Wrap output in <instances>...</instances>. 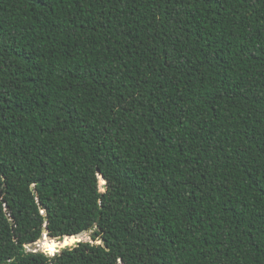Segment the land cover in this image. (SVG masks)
Listing matches in <instances>:
<instances>
[{"label": "trees", "instance_id": "trees-1", "mask_svg": "<svg viewBox=\"0 0 264 264\" xmlns=\"http://www.w3.org/2000/svg\"><path fill=\"white\" fill-rule=\"evenodd\" d=\"M0 264H264V0H0Z\"/></svg>", "mask_w": 264, "mask_h": 264}, {"label": "rangeland", "instance_id": "rangeland-1", "mask_svg": "<svg viewBox=\"0 0 264 264\" xmlns=\"http://www.w3.org/2000/svg\"><path fill=\"white\" fill-rule=\"evenodd\" d=\"M100 178H101V177H100ZM101 184H102V183H100V187H101V190H103ZM44 236H46V235L43 234L42 238H44ZM42 238L39 239L38 241L32 243V244H28V245H26L27 250H28V251H42V252H45V253L48 254V255H52V254H50V253H52V252H47V251H45V245H44V243H45V242H48V241H50V240H55V241H58V242H59V241H61V239L59 240L58 238H51V237H49V236H48V238H45L46 240H44V239L42 240ZM81 238H82L83 241H90V242H92L91 231H86V232H84V234L81 236ZM41 240H42L43 242H40ZM67 241H71V240H67ZM64 242H66V240H64ZM97 242H99V241H97ZM40 247H41V248H40ZM59 251H60V250H59ZM55 252H57V251H55ZM53 254H54V253H53Z\"/></svg>", "mask_w": 264, "mask_h": 264}, {"label": "water", "instance_id": "water-1", "mask_svg": "<svg viewBox=\"0 0 264 264\" xmlns=\"http://www.w3.org/2000/svg\"><path fill=\"white\" fill-rule=\"evenodd\" d=\"M100 177L103 179L102 176H100ZM101 186L103 188L102 191H104L106 189V182L104 181V183H102ZM10 222H11V225H13L12 220H10ZM84 232H86V231H82V232H79V233L73 235L76 238V240L72 244H65L64 246H58V247H56V251H59V250L65 248V247H74V246H76L79 242L83 241L81 236L84 234ZM47 233H48V230H47L46 227H44L43 234L48 236Z\"/></svg>", "mask_w": 264, "mask_h": 264}, {"label": "bare ground", "instance_id": "bare-ground-1", "mask_svg": "<svg viewBox=\"0 0 264 264\" xmlns=\"http://www.w3.org/2000/svg\"><path fill=\"white\" fill-rule=\"evenodd\" d=\"M74 237V236H73ZM45 238H48V237H44V238H42V240L43 239H45ZM64 238V237H63ZM42 240L40 241V242H42ZM68 239H66V242L65 243H69V241H67ZM57 243H59V242H55V240H50V241H48V242H45L44 243V245H45V249L47 248V247H49V246H51L52 248H48V249H52V250H55L56 248H55V246H58V244ZM41 248V247H40ZM56 251V250H55ZM54 251V252H55Z\"/></svg>", "mask_w": 264, "mask_h": 264}, {"label": "snow or ice", "instance_id": "snow-or-ice-1", "mask_svg": "<svg viewBox=\"0 0 264 264\" xmlns=\"http://www.w3.org/2000/svg\"><path fill=\"white\" fill-rule=\"evenodd\" d=\"M101 183H104V181L102 180Z\"/></svg>", "mask_w": 264, "mask_h": 264}]
</instances>
